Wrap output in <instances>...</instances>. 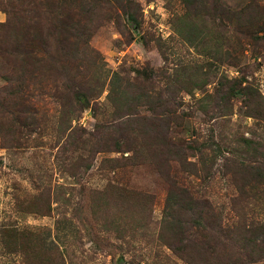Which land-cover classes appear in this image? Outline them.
<instances>
[{"label":"rangeland","instance_id":"rangeland-1","mask_svg":"<svg viewBox=\"0 0 264 264\" xmlns=\"http://www.w3.org/2000/svg\"><path fill=\"white\" fill-rule=\"evenodd\" d=\"M126 1L108 0L88 26V46L104 65L99 64L102 76L97 74L101 77L93 87L94 96L84 100L82 112L71 123L75 133L61 132L59 109L45 99L33 103L37 123L24 130L26 134L32 129L31 135L18 138L10 148H6L8 139L0 136V264H54L55 260L63 264H189L159 237L168 192L162 176L166 171L195 198L208 201L223 224L232 226L238 220L231 210L235 191L224 175V157H243L238 141L264 139V124L246 116L242 91L231 99L230 115L222 116L221 98L232 85H250L264 99V0H217V6L214 0H198L195 6L190 5L194 0H132L138 11H131L127 4L123 11L119 4ZM7 4L8 0H0V23L7 20L3 12ZM130 17L136 22H130ZM143 70L152 71L153 76L165 71L171 79L176 75L186 87L174 89L182 122L171 126L169 139L190 145L197 137L198 146L206 147L203 162L188 157L197 164L198 176L181 172L175 162L167 167L159 152L152 156L156 151L143 149L139 157L124 160L133 155L125 145L137 147L141 138L134 141L132 136L118 135L120 149L96 152L99 146L90 134L96 125L115 121L107 101L111 72L143 84ZM83 71L93 76L95 67L86 65ZM153 82L156 86L167 83L156 77ZM5 85L0 77V99ZM138 111L150 116L146 107ZM80 157L88 158V168L76 167ZM113 188L118 189L110 192ZM121 189L137 196L131 199L134 209L128 210V216V205L118 193ZM105 190L118 201L117 206L110 204L108 224L99 220L98 213L92 215V207L98 205L92 192ZM36 196L43 197L34 202ZM141 196H147V201ZM244 213L250 216L249 208ZM262 213L255 218L261 221ZM240 243L229 248L235 258L240 257L236 252ZM200 259L197 264H206ZM250 264H264V260Z\"/></svg>","mask_w":264,"mask_h":264},{"label":"trees","instance_id":"trees-1","mask_svg":"<svg viewBox=\"0 0 264 264\" xmlns=\"http://www.w3.org/2000/svg\"><path fill=\"white\" fill-rule=\"evenodd\" d=\"M197 1L194 0L190 5L195 6ZM107 2L41 0L37 3V0H8L3 10L7 20L0 23V77L6 83L5 96L0 99V136L8 139L6 148L17 144L18 138L31 135L32 129L26 134L24 130L37 123L35 112H32L33 103L48 99L56 104L59 109L57 123L64 133L71 129L72 121L82 112L84 100L94 96L93 87L102 76L99 64H104L100 55L88 46L91 35L88 26L96 12L105 4L108 5ZM126 4L127 7L131 6V11H138V4L132 0L119 4L123 11L127 8ZM213 5L217 6L218 1L214 0ZM130 20L136 22L134 17H130ZM118 30L123 35L121 29ZM86 65L95 67L93 76L84 74ZM100 73L101 76H98ZM141 75L144 77L143 84L130 82L122 74L111 72L107 101L113 108L115 121L95 126L90 135L96 138L99 150L93 149V152H100L102 148L107 151L120 149L119 140L115 138L118 135L132 136L134 141L141 138V144L137 147L125 145L133 155L124 160L132 161L134 157H139L143 149L156 151L152 156L160 154L167 167L175 162L181 172L198 176L201 172L197 170V164L188 161V157L193 156L199 163L203 162L206 147L198 146L197 137L190 145H183L182 142L178 144L169 139L171 126L178 121L180 124L182 122L175 108L174 89L180 91L186 87L178 81L176 75L171 79L172 76L165 71L153 76L152 71L143 70ZM154 77L158 80L166 79L167 83L156 86ZM240 91L246 116L264 124V99L250 85H232L226 93H222V116L230 115L231 99ZM140 107H146L150 116H141L138 111ZM81 132L85 133L83 130ZM70 133L75 131L70 130ZM79 142L82 143L80 140L74 144L78 145ZM238 144L243 157H224V175L229 176L235 191V196L231 198V210L238 216L232 226L223 224L222 216L213 212L208 201L195 198L187 188L179 186L168 171L162 174L168 192L159 237L176 256L189 264H197L201 257L206 264H250L264 260V139L241 138ZM82 164L88 168V158L80 157L76 167ZM117 189L113 188L110 192ZM120 191V198L128 205L125 208L128 216L131 214L128 210L131 211L134 206L131 199H137V196L126 189ZM92 195L98 203L92 207V215L98 213L99 220L108 224L110 204L117 206L118 201L107 190L93 191ZM42 197L36 196L34 202ZM141 197L145 201L147 196ZM46 208L48 211L49 205ZM245 208H249L248 217L244 213ZM144 209L146 204L143 206V214L146 216L149 212L146 213ZM260 212H263L261 221L255 218ZM127 230L123 227V231ZM238 240L241 243L236 252L240 257L235 258L229 248H234ZM229 242L233 244L232 247ZM54 264L63 262L55 260Z\"/></svg>","mask_w":264,"mask_h":264}]
</instances>
